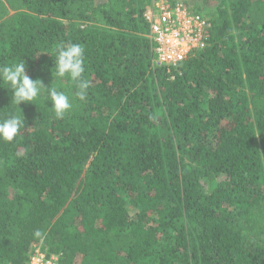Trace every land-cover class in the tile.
<instances>
[{"label": "trees", "instance_id": "trees-1", "mask_svg": "<svg viewBox=\"0 0 264 264\" xmlns=\"http://www.w3.org/2000/svg\"><path fill=\"white\" fill-rule=\"evenodd\" d=\"M218 2L208 45L169 69L148 0H0V66L50 87L78 43L90 81L64 119L22 103L0 140V264L38 243L61 264H264V0ZM3 87L0 119L21 113Z\"/></svg>", "mask_w": 264, "mask_h": 264}, {"label": "clouds", "instance_id": "clouds-1", "mask_svg": "<svg viewBox=\"0 0 264 264\" xmlns=\"http://www.w3.org/2000/svg\"><path fill=\"white\" fill-rule=\"evenodd\" d=\"M54 57V67L51 69L54 77L52 85L46 87L42 80L32 79L27 74L25 59L10 65L0 66V82L6 84L12 92L11 104L17 106L21 113L12 112L7 118L0 119V140L13 142L25 128V118L20 105L33 102L43 97L44 101L52 102L49 107L56 119H64L73 107V99L85 100L90 88V81L85 74V48L78 43H69L58 47ZM69 82V91L61 90ZM59 81V83H54ZM74 88V91L71 89Z\"/></svg>", "mask_w": 264, "mask_h": 264}, {"label": "built area", "instance_id": "built-area-1", "mask_svg": "<svg viewBox=\"0 0 264 264\" xmlns=\"http://www.w3.org/2000/svg\"><path fill=\"white\" fill-rule=\"evenodd\" d=\"M144 20L153 49V65L179 68L208 45L211 23L184 0H148ZM28 264H61L59 254H48L43 244L32 248Z\"/></svg>", "mask_w": 264, "mask_h": 264}, {"label": "rangeland", "instance_id": "rangeland-1", "mask_svg": "<svg viewBox=\"0 0 264 264\" xmlns=\"http://www.w3.org/2000/svg\"><path fill=\"white\" fill-rule=\"evenodd\" d=\"M193 8L202 12L207 18H211L213 13L217 12L218 0H184ZM210 188V187H209ZM134 211L131 212L133 214Z\"/></svg>", "mask_w": 264, "mask_h": 264}]
</instances>
